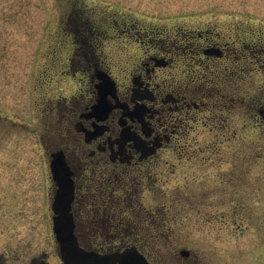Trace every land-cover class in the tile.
I'll list each match as a JSON object with an SVG mask.
<instances>
[{"label": "rangeland", "instance_id": "rangeland-1", "mask_svg": "<svg viewBox=\"0 0 264 264\" xmlns=\"http://www.w3.org/2000/svg\"><path fill=\"white\" fill-rule=\"evenodd\" d=\"M106 18L119 21L118 29L139 21L173 38L177 30L209 25L228 38L238 24L254 32L247 36L262 37L264 0H0V171L4 186L18 192L16 228L0 235V252L10 257L14 246L13 264H32L34 255L63 264L47 212L51 174L43 147L59 130L58 114L51 112L45 125V102L68 94L79 79L72 70L63 76L79 52L77 31L83 24L103 29ZM106 38L103 49L115 62L134 55L133 43L129 52L117 46V36ZM244 80L240 95L260 98L261 88ZM243 107L241 117L227 113L231 127L225 132L195 131L180 146L184 150L167 154L156 169L157 182L138 198L148 213L157 205L166 223L152 248L157 256L181 264L186 249L196 264H264V126L249 123ZM31 195L34 207L27 209Z\"/></svg>", "mask_w": 264, "mask_h": 264}, {"label": "flooded vegetation", "instance_id": "flooded-vegetation-1", "mask_svg": "<svg viewBox=\"0 0 264 264\" xmlns=\"http://www.w3.org/2000/svg\"><path fill=\"white\" fill-rule=\"evenodd\" d=\"M115 21L106 18L103 29L83 24L74 50L79 52L63 73L72 70L79 79L68 94L45 102V125L54 112L59 129L43 146L51 174L49 220L52 224L60 215L53 204L64 188L66 216L82 249L114 257L117 264L130 255L143 264H178L152 250L166 223L156 214L157 205L148 213L138 198L157 182L164 157L195 131L225 132L231 113L241 117L243 105L249 123L264 126V35L247 36L254 32L238 24L228 38L218 25L177 30L173 38L160 27L148 29L137 21L118 29L121 23ZM106 36H117L121 50L133 43L134 55L126 63L115 62L103 49L110 42ZM243 80L250 88L259 86L262 96L243 98ZM16 191L4 186L0 171L1 237L16 228ZM33 197L27 198V209L34 207ZM142 211L148 214L139 218ZM150 229L155 234H147ZM9 248L12 255L0 252V264L15 262L14 246ZM39 257L34 255L32 264H46L45 256ZM180 258L181 264H196L186 249Z\"/></svg>", "mask_w": 264, "mask_h": 264}, {"label": "water", "instance_id": "water-1", "mask_svg": "<svg viewBox=\"0 0 264 264\" xmlns=\"http://www.w3.org/2000/svg\"><path fill=\"white\" fill-rule=\"evenodd\" d=\"M68 178V177H67ZM67 186H65L66 188ZM63 188V187H62ZM68 193L63 191L56 196L54 209L60 213L55 217L54 231L57 240L61 243V256L65 264H117L116 259L111 256H100L93 252L81 249L77 243L74 226L66 216L67 208H70ZM120 264H143L138 256L130 255Z\"/></svg>", "mask_w": 264, "mask_h": 264}]
</instances>
